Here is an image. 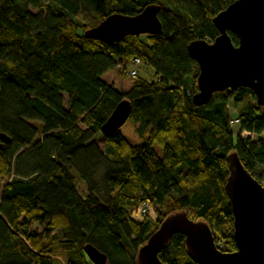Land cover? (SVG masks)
Segmentation results:
<instances>
[{"label":"trees","instance_id":"obj_1","mask_svg":"<svg viewBox=\"0 0 264 264\" xmlns=\"http://www.w3.org/2000/svg\"><path fill=\"white\" fill-rule=\"evenodd\" d=\"M235 1L0 0V133L10 138L0 142V264H93L87 245L108 264H138L139 249L176 212L208 223L218 249L236 251L227 158L236 152L262 184L264 108L248 89L196 105L199 69L187 51L218 37L213 18ZM151 5L161 6V34L109 44L85 36L113 14ZM135 57L154 80L118 69ZM124 100L137 145L103 129ZM142 203L156 220L140 216ZM159 259L195 264L179 233Z\"/></svg>","mask_w":264,"mask_h":264},{"label":"water","instance_id":"obj_2","mask_svg":"<svg viewBox=\"0 0 264 264\" xmlns=\"http://www.w3.org/2000/svg\"><path fill=\"white\" fill-rule=\"evenodd\" d=\"M161 6L151 5L137 16L113 14L85 36L103 43L122 41L129 36L162 33ZM219 35L213 42L196 40L187 51L199 69L198 91L193 101L199 107L211 102L215 94L248 89L264 108V0H237L213 18ZM229 32L238 39L236 46ZM131 102L122 101L104 130H120L129 120ZM0 142L10 138L0 133ZM226 193L234 218L236 251L218 249L215 236L206 222L194 221L186 212L169 215L150 236L137 255L138 264H164L159 254L179 233L185 237L190 259L195 264H264V185L242 165L236 152L228 158ZM84 251L93 264H108L107 256L92 245Z\"/></svg>","mask_w":264,"mask_h":264},{"label":"rangeland","instance_id":"obj_3","mask_svg":"<svg viewBox=\"0 0 264 264\" xmlns=\"http://www.w3.org/2000/svg\"><path fill=\"white\" fill-rule=\"evenodd\" d=\"M30 10L34 14L37 13V10L34 9L33 7H31ZM127 68H128V70H131V69H133V66L129 64L127 66ZM138 71H139V76H141L142 78L149 80V81L154 80V72L150 68H148L147 66L142 65V66L138 67ZM127 78H128V76H127ZM65 98L67 99L66 96H65ZM235 109H234L233 103H229V111L232 115L235 114ZM233 120H234V118H233ZM237 126L238 125L232 126L233 127L232 130L235 134L238 133V127ZM120 131L128 139V141L130 143L137 145L141 142V139L137 133V126L131 120H128L125 123V125L120 129ZM253 138L257 139V137H253ZM155 150L160 154V150L157 146H155ZM262 185H264V181H262ZM148 216L152 220H156V218H157L155 209L150 207V206L148 207ZM32 229H39L40 232H43V228H40L37 224H33Z\"/></svg>","mask_w":264,"mask_h":264},{"label":"built area","instance_id":"obj_4","mask_svg":"<svg viewBox=\"0 0 264 264\" xmlns=\"http://www.w3.org/2000/svg\"><path fill=\"white\" fill-rule=\"evenodd\" d=\"M130 65L133 66V69H131V70H128V68L125 69L124 66H122V65H119L118 69L120 71H122V72H125V74L128 77H130V78H133V79L138 78L139 77L138 67L144 65L143 61L140 58L135 57L131 61ZM235 125H239V120L238 119H234V120L231 121V126H235ZM241 136L244 137V138H253V135L251 133L246 132V131L241 132ZM148 207L149 206L146 203H142L140 205L139 211H140V216L141 217H145V216L148 215Z\"/></svg>","mask_w":264,"mask_h":264},{"label":"crops","instance_id":"obj_5","mask_svg":"<svg viewBox=\"0 0 264 264\" xmlns=\"http://www.w3.org/2000/svg\"><path fill=\"white\" fill-rule=\"evenodd\" d=\"M262 137H264V134L262 135Z\"/></svg>","mask_w":264,"mask_h":264}]
</instances>
